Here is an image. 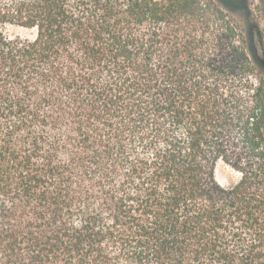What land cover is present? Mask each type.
<instances>
[{
  "label": "trees",
  "instance_id": "trees-1",
  "mask_svg": "<svg viewBox=\"0 0 264 264\" xmlns=\"http://www.w3.org/2000/svg\"><path fill=\"white\" fill-rule=\"evenodd\" d=\"M239 3L0 0V264H264Z\"/></svg>",
  "mask_w": 264,
  "mask_h": 264
},
{
  "label": "rangeland",
  "instance_id": "rangeland-1",
  "mask_svg": "<svg viewBox=\"0 0 264 264\" xmlns=\"http://www.w3.org/2000/svg\"><path fill=\"white\" fill-rule=\"evenodd\" d=\"M237 6L242 10L243 6L249 8L252 16L250 22L252 23L248 38L251 42V54L255 65V77L264 80V0H238ZM237 5V4H236ZM10 36H28L25 31L8 26L6 28ZM217 179L224 187H230L237 183L240 179V174L225 164H221L217 170Z\"/></svg>",
  "mask_w": 264,
  "mask_h": 264
}]
</instances>
